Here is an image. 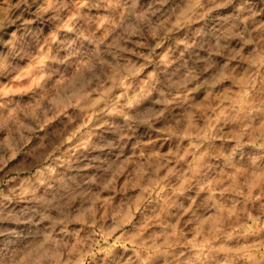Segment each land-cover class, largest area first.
I'll return each instance as SVG.
<instances>
[{"label": "clouds", "instance_id": "clouds-1", "mask_svg": "<svg viewBox=\"0 0 264 264\" xmlns=\"http://www.w3.org/2000/svg\"><path fill=\"white\" fill-rule=\"evenodd\" d=\"M0 264H264V0H0Z\"/></svg>", "mask_w": 264, "mask_h": 264}]
</instances>
